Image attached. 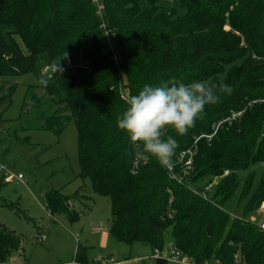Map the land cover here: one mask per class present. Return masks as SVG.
<instances>
[{
	"label": "trees",
	"instance_id": "16d2710c",
	"mask_svg": "<svg viewBox=\"0 0 264 264\" xmlns=\"http://www.w3.org/2000/svg\"><path fill=\"white\" fill-rule=\"evenodd\" d=\"M25 75L38 81L26 98L39 119L27 130L58 136L74 121L80 177L110 198L116 241L162 253L173 245L197 264H264V230L224 210L238 173L264 165V0H0V78ZM173 79L232 91L187 134H166L178 141L171 177L137 155L117 119L145 84ZM190 149L185 172L179 156ZM254 179L241 196L246 215L264 205V174L256 189ZM69 199L47 194V209L77 222ZM0 208L15 210L1 196ZM21 251V238L0 225V264ZM85 255L74 263L87 264Z\"/></svg>",
	"mask_w": 264,
	"mask_h": 264
},
{
	"label": "rangeland",
	"instance_id": "374dc122",
	"mask_svg": "<svg viewBox=\"0 0 264 264\" xmlns=\"http://www.w3.org/2000/svg\"><path fill=\"white\" fill-rule=\"evenodd\" d=\"M51 72L45 69L43 75ZM32 86H38L33 75L0 78V196L15 209L0 208V225L22 241V251L13 254L9 264H73L82 251L87 264H119L145 257L147 260L132 264H152L151 247H128L110 234V198L95 194L91 181L80 177L74 121L68 122L58 136L39 128L27 130L39 119L35 104L26 98ZM31 92L37 98L45 96L41 89ZM251 173L255 174L256 189L264 165L238 173L239 188L224 210L233 218L260 226L264 223V205L246 215V201H241ZM50 193L70 197L67 207L80 214V220L72 222L65 214L51 215L46 205V195ZM43 236L45 241L41 243L38 240Z\"/></svg>",
	"mask_w": 264,
	"mask_h": 264
},
{
	"label": "clouds",
	"instance_id": "9594fccd",
	"mask_svg": "<svg viewBox=\"0 0 264 264\" xmlns=\"http://www.w3.org/2000/svg\"><path fill=\"white\" fill-rule=\"evenodd\" d=\"M231 91L230 85L210 80L184 83L173 79L145 84L126 99L117 128L137 146L141 159L154 158L161 167H168L178 141L166 134L169 131L180 136L187 134L197 120L204 118L206 106L219 103L221 96Z\"/></svg>",
	"mask_w": 264,
	"mask_h": 264
},
{
	"label": "built area",
	"instance_id": "2783aa9c",
	"mask_svg": "<svg viewBox=\"0 0 264 264\" xmlns=\"http://www.w3.org/2000/svg\"><path fill=\"white\" fill-rule=\"evenodd\" d=\"M47 70H51V71H54L56 72L57 70L56 69H52V68H46ZM125 99V97H124ZM218 128L215 129L214 131V135L216 134ZM213 138V135L208 137L209 140H211ZM194 153L195 151L190 149V150H187V151H184L180 154L179 156V162L183 165L184 167V171L185 172H188L191 168H192V165H193V156H194ZM166 170L169 172V175L172 177L173 176V169L174 167L170 164L168 167H165ZM229 173L226 172L225 173V176H227ZM19 179H22V176L20 175L19 176ZM217 182V179L216 181L211 184L208 189L210 190L212 188V186ZM260 228L262 230H264V223H262L260 225ZM39 242H44L45 241V236L41 237L39 240ZM153 264L157 261H166L167 264H197L195 261L193 260H190L188 259L186 256H184L175 246L171 245L167 251L165 253H162L160 252L159 250H154L153 251V255L149 258ZM235 259L239 260L238 256H235ZM147 259H141L139 260L140 262L142 261H145ZM75 264V263H73ZM214 264H221L219 262H216Z\"/></svg>",
	"mask_w": 264,
	"mask_h": 264
},
{
	"label": "crops",
	"instance_id": "0c3cea01",
	"mask_svg": "<svg viewBox=\"0 0 264 264\" xmlns=\"http://www.w3.org/2000/svg\"><path fill=\"white\" fill-rule=\"evenodd\" d=\"M150 258V257H149ZM143 259V258H142ZM144 259H147V257H145ZM141 259H138V260H131V259H126L124 263H119V264H132V263H139ZM153 264V262H152Z\"/></svg>",
	"mask_w": 264,
	"mask_h": 264
}]
</instances>
